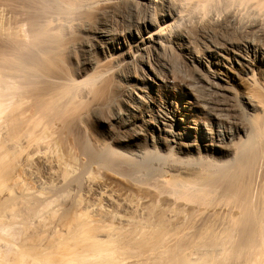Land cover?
Wrapping results in <instances>:
<instances>
[{
	"label": "bare ground",
	"instance_id": "1",
	"mask_svg": "<svg viewBox=\"0 0 264 264\" xmlns=\"http://www.w3.org/2000/svg\"><path fill=\"white\" fill-rule=\"evenodd\" d=\"M0 264H264V0H0Z\"/></svg>",
	"mask_w": 264,
	"mask_h": 264
},
{
	"label": "rangeland",
	"instance_id": "2",
	"mask_svg": "<svg viewBox=\"0 0 264 264\" xmlns=\"http://www.w3.org/2000/svg\"><path fill=\"white\" fill-rule=\"evenodd\" d=\"M205 42H206V41L204 40L203 43L205 44Z\"/></svg>",
	"mask_w": 264,
	"mask_h": 264
}]
</instances>
